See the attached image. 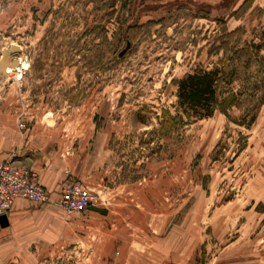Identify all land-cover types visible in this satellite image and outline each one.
Instances as JSON below:
<instances>
[{
	"label": "rangeland",
	"instance_id": "374dc122",
	"mask_svg": "<svg viewBox=\"0 0 264 264\" xmlns=\"http://www.w3.org/2000/svg\"><path fill=\"white\" fill-rule=\"evenodd\" d=\"M238 28L226 71L261 97L264 0H0V62L27 67L0 73V160L32 136L93 197L33 213L32 243L0 264H222L239 227L264 228V106L241 124L259 98L162 125L177 82L222 69Z\"/></svg>",
	"mask_w": 264,
	"mask_h": 264
},
{
	"label": "crops",
	"instance_id": "0c3cea01",
	"mask_svg": "<svg viewBox=\"0 0 264 264\" xmlns=\"http://www.w3.org/2000/svg\"><path fill=\"white\" fill-rule=\"evenodd\" d=\"M14 156L20 165L37 172L39 182L51 194L53 201H56L68 171L62 163L63 160L52 162L44 153H38L32 148V136L22 143ZM46 207L48 205L34 206L27 202H17L14 205L8 216L9 225L2 227L0 224V261L6 253H11L22 242L32 243V214L43 211ZM237 232L236 240L222 251V264H264V228L248 232L243 225Z\"/></svg>",
	"mask_w": 264,
	"mask_h": 264
},
{
	"label": "trees",
	"instance_id": "16d2710c",
	"mask_svg": "<svg viewBox=\"0 0 264 264\" xmlns=\"http://www.w3.org/2000/svg\"><path fill=\"white\" fill-rule=\"evenodd\" d=\"M242 33L243 29L238 28L227 34L224 43L219 47V50L225 53L221 62L222 69L197 70L185 75L177 82L176 115L173 116L169 112L164 111L165 120L162 125L165 127V130L170 129V127V130L177 127L182 130L187 125L185 120L188 122L203 120L213 117L217 112L227 114L232 108L241 106L242 98L245 95L249 99H253L254 97V99L259 98V101L256 105H248L245 120L241 124L250 128L256 122L258 112L264 106V93L261 97H257L258 93L256 91L255 93L254 91H251L252 93L249 91L248 93L242 91V89L234 91L232 84L236 80L234 77L235 71H226L231 62L230 54L233 50L231 44H234V47H236L240 43L238 38L234 41L232 39L237 36L240 37ZM255 72L256 70L252 69V79L260 76V73L256 74ZM94 210L102 213L105 212L99 209Z\"/></svg>",
	"mask_w": 264,
	"mask_h": 264
},
{
	"label": "built area",
	"instance_id": "2783aa9c",
	"mask_svg": "<svg viewBox=\"0 0 264 264\" xmlns=\"http://www.w3.org/2000/svg\"><path fill=\"white\" fill-rule=\"evenodd\" d=\"M17 202L34 206L58 205L64 212H85L93 206L90 191L82 184L66 179L60 195L53 201L39 182L37 173L20 165L15 157L0 161V217L9 216Z\"/></svg>",
	"mask_w": 264,
	"mask_h": 264
},
{
	"label": "water",
	"instance_id": "95a60500",
	"mask_svg": "<svg viewBox=\"0 0 264 264\" xmlns=\"http://www.w3.org/2000/svg\"><path fill=\"white\" fill-rule=\"evenodd\" d=\"M127 48L129 49L130 48V43L127 45ZM20 51V48L17 47V46H13L9 51L8 53H16V52H19ZM126 52V50L124 51ZM7 53V54H8ZM124 54V53H123ZM122 54V55H123ZM10 65L12 67H17L19 65L18 62L14 61L12 62L11 64L9 63V61L7 60V57L0 62V73H2L3 75H7L8 74V71H9V68H10ZM0 224L2 227H7L9 225V222H8V217L7 216H1L0 217Z\"/></svg>",
	"mask_w": 264,
	"mask_h": 264
},
{
	"label": "bare ground",
	"instance_id": "6f19581e",
	"mask_svg": "<svg viewBox=\"0 0 264 264\" xmlns=\"http://www.w3.org/2000/svg\"><path fill=\"white\" fill-rule=\"evenodd\" d=\"M16 62L19 63L18 60H17ZM24 65H25V64H24ZM12 69H13V68H12ZM12 69H11V70H12ZM22 69H27V67H26V66H23L22 63H21V64L19 63V66L15 67L13 71H14V72H17V73H20ZM13 71H10V73H12ZM18 77H19V76H18Z\"/></svg>",
	"mask_w": 264,
	"mask_h": 264
}]
</instances>
